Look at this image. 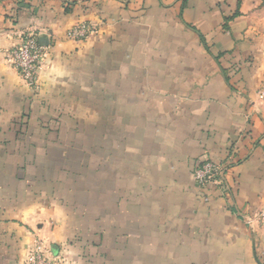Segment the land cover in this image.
Returning a JSON list of instances; mask_svg holds the SVG:
<instances>
[{
	"label": "crops",
	"instance_id": "1",
	"mask_svg": "<svg viewBox=\"0 0 264 264\" xmlns=\"http://www.w3.org/2000/svg\"><path fill=\"white\" fill-rule=\"evenodd\" d=\"M257 2L0 0V264H264ZM27 32L34 89L4 59Z\"/></svg>",
	"mask_w": 264,
	"mask_h": 264
},
{
	"label": "built area",
	"instance_id": "2",
	"mask_svg": "<svg viewBox=\"0 0 264 264\" xmlns=\"http://www.w3.org/2000/svg\"><path fill=\"white\" fill-rule=\"evenodd\" d=\"M96 31L90 24H80L66 33L70 41H83ZM45 48L41 46L35 34L24 33L19 44L5 51L4 59L19 74L21 80L30 89L37 86L38 73L42 66ZM258 99L264 100V85L258 93ZM222 167L210 160H204L194 171V179L199 187L222 185ZM247 224L253 230L254 223L264 228V211L257 213L254 218H247ZM23 264H52L44 256L43 244L34 242Z\"/></svg>",
	"mask_w": 264,
	"mask_h": 264
},
{
	"label": "rangeland",
	"instance_id": "3",
	"mask_svg": "<svg viewBox=\"0 0 264 264\" xmlns=\"http://www.w3.org/2000/svg\"><path fill=\"white\" fill-rule=\"evenodd\" d=\"M255 10H256V21L258 23V25H260L262 28L264 29V0H258L257 5L255 6ZM261 41L264 42V31L263 33H261ZM264 85V83H263Z\"/></svg>",
	"mask_w": 264,
	"mask_h": 264
},
{
	"label": "trees",
	"instance_id": "4",
	"mask_svg": "<svg viewBox=\"0 0 264 264\" xmlns=\"http://www.w3.org/2000/svg\"><path fill=\"white\" fill-rule=\"evenodd\" d=\"M237 15V13L234 15V16H236ZM234 16H232V17H230L229 19H227V20H230V19H232Z\"/></svg>",
	"mask_w": 264,
	"mask_h": 264
},
{
	"label": "water",
	"instance_id": "5",
	"mask_svg": "<svg viewBox=\"0 0 264 264\" xmlns=\"http://www.w3.org/2000/svg\"><path fill=\"white\" fill-rule=\"evenodd\" d=\"M223 174H224V171L222 172V176H223Z\"/></svg>",
	"mask_w": 264,
	"mask_h": 264
}]
</instances>
